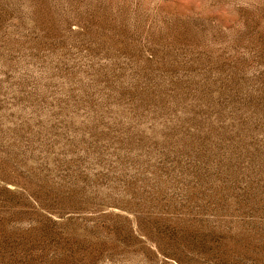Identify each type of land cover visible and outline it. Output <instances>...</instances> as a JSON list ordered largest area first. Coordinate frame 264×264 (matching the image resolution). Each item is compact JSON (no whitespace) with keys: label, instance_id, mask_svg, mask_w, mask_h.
<instances>
[{"label":"rangeland","instance_id":"rangeland-1","mask_svg":"<svg viewBox=\"0 0 264 264\" xmlns=\"http://www.w3.org/2000/svg\"><path fill=\"white\" fill-rule=\"evenodd\" d=\"M0 264H264V0H0Z\"/></svg>","mask_w":264,"mask_h":264}]
</instances>
